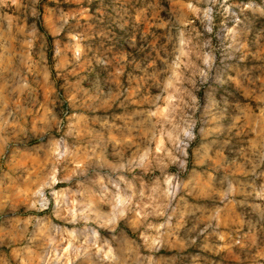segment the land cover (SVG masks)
<instances>
[{"label":"rangeland","instance_id":"rangeland-1","mask_svg":"<svg viewBox=\"0 0 264 264\" xmlns=\"http://www.w3.org/2000/svg\"><path fill=\"white\" fill-rule=\"evenodd\" d=\"M233 22L0 0V264H264V21Z\"/></svg>","mask_w":264,"mask_h":264},{"label":"clouds","instance_id":"clouds-1","mask_svg":"<svg viewBox=\"0 0 264 264\" xmlns=\"http://www.w3.org/2000/svg\"><path fill=\"white\" fill-rule=\"evenodd\" d=\"M209 2L211 4H220V7L223 9L225 15L231 13L234 22L233 27L228 29V31L234 39L239 36L242 31L247 32L251 30L254 27L255 21H264V0H239V3L235 5L230 4L229 0H209ZM188 7L192 8V5L189 4ZM233 7L238 10V14L232 11ZM212 11V7L205 8L203 10L204 18L211 20ZM241 17H243V19H241ZM240 25H242V28H238ZM260 31H264V26L257 29V34ZM205 55L208 58L205 59L204 63L210 69L212 66V57L209 53H205Z\"/></svg>","mask_w":264,"mask_h":264},{"label":"crops","instance_id":"crops-1","mask_svg":"<svg viewBox=\"0 0 264 264\" xmlns=\"http://www.w3.org/2000/svg\"><path fill=\"white\" fill-rule=\"evenodd\" d=\"M2 51V50H1ZM6 56V55H5ZM2 58H3V55L2 53L0 52V64H1V61H2ZM58 101H60L59 99H57V97L55 98L54 100V103L49 99L48 102H45V101H37V103H34V106H38V110H40L41 108L42 109H48V110H51V109H56L57 107V104H58ZM27 105H29V103H27ZM7 121V120H6ZM25 129L23 126L20 127V129ZM38 130H48L49 128L47 127V125L45 124L43 127H39L37 128ZM14 139L11 138V139H4V144H7L8 141H13ZM210 147V145H208ZM253 170L255 171V169H252V171H249L247 172V178L248 179H253L254 178V172ZM254 182V181H253Z\"/></svg>","mask_w":264,"mask_h":264},{"label":"trees","instance_id":"trees-1","mask_svg":"<svg viewBox=\"0 0 264 264\" xmlns=\"http://www.w3.org/2000/svg\"><path fill=\"white\" fill-rule=\"evenodd\" d=\"M49 39H51V37H49ZM49 59H52L51 50L49 51Z\"/></svg>","mask_w":264,"mask_h":264}]
</instances>
